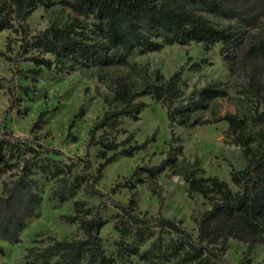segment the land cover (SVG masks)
<instances>
[{
  "label": "trees",
  "instance_id": "obj_1",
  "mask_svg": "<svg viewBox=\"0 0 264 264\" xmlns=\"http://www.w3.org/2000/svg\"><path fill=\"white\" fill-rule=\"evenodd\" d=\"M55 3L71 9L75 14L72 21L63 25L51 24L31 34L27 19L32 11L38 6L49 8ZM211 16L228 19L237 18L240 13L237 6L229 7L225 0H0V30L10 29L16 36H9L5 47L12 50V42H19L15 56L5 58L24 78L31 75L37 81L36 76L42 69L62 72L88 65L100 68L129 65L142 78L136 87L125 76H117L113 81L112 96L104 97L111 107L96 118L88 131L87 149L98 147L99 163L93 177L79 161L65 156L59 149L41 143H35L34 147L33 140L0 134V176L11 171L13 177L0 179L1 239L19 242V233L42 200L36 190L37 181L32 177L33 167L53 177L79 167L80 178L90 186L88 193L109 201L117 210L112 227L119 238L114 241L113 251H107L105 239L101 236L102 228L111 221L102 217L97 208L87 206L86 201L76 199L73 212L61 218L69 223L77 222L82 236L56 238L49 235L35 239L25 248L23 264H165L170 259L174 264H220L229 239L246 245L239 264H251L249 255L252 249L257 245L264 246V149L251 151L253 139L245 136V123L236 115L212 118L196 115L198 110L208 106L210 100L224 94L215 85L201 89L197 98L190 102H179L185 84L182 73L190 64V58L168 77L157 69L147 73L146 67L128 62L134 52L144 54L175 43L203 44L205 50L220 43L224 58L230 61L234 48L242 44V33L235 24L221 25ZM247 52L264 59V41L249 46ZM3 54L0 51V55ZM20 60H28L33 65L21 70ZM201 66V63L194 62L189 68L199 70ZM36 86L35 82L8 87L9 109L20 103L17 91L29 96L36 91ZM142 96H150L166 108L171 129L167 140L169 150H174L172 142L180 140L174 135V127L192 128L220 121L227 122V133L245 147L243 168L230 171V180L236 189L215 175L204 176L203 169L198 175L190 169L192 165L187 164L182 177L187 183L188 194L198 193L209 202V208L194 219L196 237L173 218L161 214L147 215L138 210L133 200L126 203L113 199L108 192L95 187L109 163L119 157H132L156 141L157 130L137 142L132 132L126 133L120 127L124 118L138 119L139 113L147 106L136 100ZM82 111L80 107L74 114L68 125V134ZM48 113L49 110L40 112L32 127L38 126ZM261 116L264 117V112ZM99 131L101 134L97 136ZM119 131L126 133L122 140L117 141L115 136L111 138ZM177 149L180 153L182 146ZM26 152L34 157L47 155L50 164L31 163L26 157L20 159ZM48 155L63 156L64 159H51ZM176 156L175 152L173 155L169 153L158 165L146 167L149 177L154 179L172 166ZM14 168L16 170L12 171ZM57 198L67 200L62 193L57 194ZM166 234L168 239L164 237ZM130 235L132 239L127 241ZM147 241V247L140 249V245Z\"/></svg>",
  "mask_w": 264,
  "mask_h": 264
},
{
  "label": "rangeland",
  "instance_id": "obj_2",
  "mask_svg": "<svg viewBox=\"0 0 264 264\" xmlns=\"http://www.w3.org/2000/svg\"><path fill=\"white\" fill-rule=\"evenodd\" d=\"M225 4L237 6L240 16L210 18L221 25L235 24L242 33V44L234 48V56L230 61L224 58L220 43L210 50H205L203 44L175 43L144 54L134 52L128 57V62L146 67L147 73L157 69L166 77L185 64L188 58L190 64L201 63L199 70L190 69V64L185 66L182 73L185 84L179 102L192 101L201 89L209 85L223 90V95L210 100L208 106L198 110L196 115L200 118L236 115L244 121L245 136L252 137L250 148L256 152L264 149V117L261 116L264 112V59L249 54L247 50L249 46L264 41V0H225ZM192 8L196 9L194 6ZM74 16L71 9L58 3L49 8L38 6L27 19L28 28L34 34L51 24L70 23ZM80 19L86 22L84 18ZM9 36L16 37L10 29L0 30V51L4 52V56L0 55V134L33 140L34 147L35 143H41L59 149L65 156L79 161L92 177L95 176L99 163L98 147L90 146L87 149L88 131L96 118L111 107L104 97L112 96L114 79L122 75L139 87L141 76L133 72L129 65L102 68L88 65L75 66L73 70L62 72L42 69L36 76L37 81L31 75L24 78L14 71V64L5 58L14 57L19 45V42L13 41L12 50H8L5 44ZM32 65L28 60H20L19 69L25 70ZM35 82L36 91L29 96L17 91L20 103L9 109L11 99L8 87ZM136 100L145 102L147 106L139 113L137 120L124 118L121 130L132 132L137 142L157 130L156 141L132 157H119L109 163L95 187L108 192L113 199L126 203L133 200L138 210L147 215L161 214L173 218L196 237L194 219L209 208V202L198 193L188 194L187 183L182 177L187 164L192 165L190 169L198 175L201 174L199 170L203 169L204 176L215 175L236 189L230 180V171L243 168L246 162L245 147L227 133V122L220 121L192 128L174 127V135L180 140L172 142L174 150H169L167 140L171 136V129L168 127L166 108L150 96L138 97ZM80 107L83 108L82 115L75 121L71 134H68V125ZM44 110H49V113L38 126L32 127L39 113ZM126 133L114 132L111 138L115 136L120 141ZM100 134L101 131L97 136ZM179 145L182 146L180 153L177 149ZM174 152L177 156L173 165L158 173L154 179L150 178L145 168L158 165L169 153L173 155ZM48 156L51 159H64L63 156ZM23 157L38 165L50 164L47 155L34 157L26 152L20 159ZM65 161L68 159L65 158ZM33 171L32 177L37 181L36 190L42 200L19 233V242L10 243L0 238V264H23L25 248L35 239L49 235L56 238L82 236L77 222L69 223L61 218L73 212V201L76 199L86 201L87 206L97 208L102 217L111 221L102 228L101 236L105 239L107 251L114 250L113 244L119 234L113 229L112 221L117 210L109 201L88 193L90 186L80 178L79 167L57 177L43 173L36 167H33ZM10 172L1 174L0 179H13ZM1 187L0 183V191ZM55 193H62L67 200L60 201ZM164 237L168 239L169 235ZM131 239L132 235L126 238L127 241ZM147 245L148 241L140 245V249H145ZM245 249L244 243L229 239L220 264H239ZM249 257L251 264H264V246H255ZM165 264L174 263L170 259Z\"/></svg>",
  "mask_w": 264,
  "mask_h": 264
}]
</instances>
